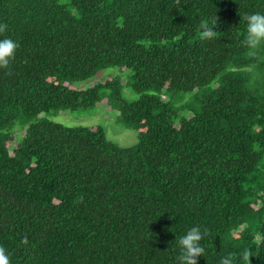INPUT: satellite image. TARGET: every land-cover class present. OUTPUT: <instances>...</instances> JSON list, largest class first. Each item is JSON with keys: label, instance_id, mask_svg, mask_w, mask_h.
Wrapping results in <instances>:
<instances>
[{"label": "trees", "instance_id": "obj_1", "mask_svg": "<svg viewBox=\"0 0 264 264\" xmlns=\"http://www.w3.org/2000/svg\"><path fill=\"white\" fill-rule=\"evenodd\" d=\"M257 11L264 0H0V39L18 43L0 67L10 264H176L193 226L197 264H264V44H242ZM100 104L136 144L46 118Z\"/></svg>", "mask_w": 264, "mask_h": 264}, {"label": "clouds", "instance_id": "obj_2", "mask_svg": "<svg viewBox=\"0 0 264 264\" xmlns=\"http://www.w3.org/2000/svg\"><path fill=\"white\" fill-rule=\"evenodd\" d=\"M245 29L242 44L249 50V54H255L262 44H264V12H252L245 14ZM217 19L206 22L201 25L203 29L201 38L210 39L215 36L214 28L211 25H216ZM6 30V25H0V32ZM18 43L11 38L0 39V67H7L10 61L14 58ZM206 232L201 230L200 226L189 228L177 240L178 254L176 256V264H197V257L204 255L206 249L202 241ZM27 243V241H24ZM250 253L247 249L240 253V259L249 262ZM0 264H10L9 255L3 246H0ZM219 264H236V258L231 254L223 256Z\"/></svg>", "mask_w": 264, "mask_h": 264}, {"label": "rangeland", "instance_id": "obj_3", "mask_svg": "<svg viewBox=\"0 0 264 264\" xmlns=\"http://www.w3.org/2000/svg\"><path fill=\"white\" fill-rule=\"evenodd\" d=\"M116 71L117 70L115 69H106L100 71L93 79L88 82L104 80L106 77L105 75L110 73L115 74ZM130 98H135V95ZM46 118L52 122L60 123L68 127L101 126L105 131L107 139L122 148L131 147L136 144L138 140L136 132L120 126L116 122L113 114L108 111L104 104H100L98 107L89 110L57 113L52 112L47 115Z\"/></svg>", "mask_w": 264, "mask_h": 264}]
</instances>
